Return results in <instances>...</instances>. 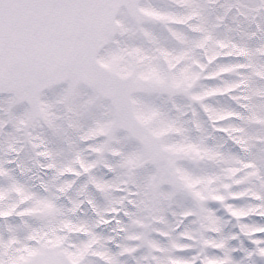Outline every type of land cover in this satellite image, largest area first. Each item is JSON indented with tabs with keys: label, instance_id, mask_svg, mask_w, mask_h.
I'll return each instance as SVG.
<instances>
[{
	"label": "snow or ice",
	"instance_id": "1",
	"mask_svg": "<svg viewBox=\"0 0 264 264\" xmlns=\"http://www.w3.org/2000/svg\"><path fill=\"white\" fill-rule=\"evenodd\" d=\"M0 264H264V0H0Z\"/></svg>",
	"mask_w": 264,
	"mask_h": 264
}]
</instances>
